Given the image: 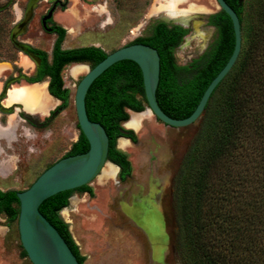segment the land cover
I'll use <instances>...</instances> for the list:
<instances>
[{
    "label": "trees",
    "instance_id": "16d2710c",
    "mask_svg": "<svg viewBox=\"0 0 264 264\" xmlns=\"http://www.w3.org/2000/svg\"><path fill=\"white\" fill-rule=\"evenodd\" d=\"M223 1L238 17L240 51L210 94L179 171L176 237L181 253L189 260L187 264H264V0ZM209 24L216 28L215 37L208 50L189 66H176L172 57V50L186 33L179 26L156 21L149 36L129 43H142L156 51L159 72L155 100L169 118L179 120L191 114L232 51L229 18L219 10L209 16ZM49 31L55 35L50 54L25 46L23 54L30 57L35 68L31 76L19 75L18 79L27 84L47 79V93L60 101L58 110L68 101L62 69L79 63H89L91 68L105 53L93 46L61 49L65 30L51 22ZM143 102L140 72L130 61L117 62L102 72L84 98L88 120L99 124L107 136L106 160L118 167L119 181L129 175L130 162L116 149V139L136 141L120 124L128 119L126 110L140 112ZM86 150L87 143L78 129L76 141L61 158ZM17 192L0 190V215L10 222L17 220ZM73 193L92 194L88 186L57 193L44 200L38 211L82 264L84 258L58 214Z\"/></svg>",
    "mask_w": 264,
    "mask_h": 264
},
{
    "label": "rangeland",
    "instance_id": "374dc122",
    "mask_svg": "<svg viewBox=\"0 0 264 264\" xmlns=\"http://www.w3.org/2000/svg\"><path fill=\"white\" fill-rule=\"evenodd\" d=\"M53 6L50 21L43 25L42 19ZM169 11L187 12L203 21L219 9L215 0H0V92L3 87L23 85L19 75L31 76L34 64L23 54L25 46L50 54L55 39L48 31L51 22L65 30L62 49L95 46L107 54L147 37L148 24L158 21L154 18L157 14ZM214 34L215 29L211 30L206 47ZM187 51L175 49L174 62L186 65L199 56L184 62L180 54ZM77 65H85V70L72 75ZM88 68L89 63H79L62 69V83L68 90L67 105L44 127L19 120L17 115L27 111L20 103H13L15 107L10 114L7 107L13 104L5 103L7 96L0 102V109L5 111H0L1 191L26 189L47 166L67 153L78 135L74 90ZM37 116L41 121L48 117L46 113ZM124 126V130L131 128L127 123ZM197 128L198 120L193 125L171 128L156 121L150 113L144 115L139 126L130 129L135 143L123 151L131 163L129 175L119 181V170L109 179L101 172L88 185L91 196L72 194L74 204L68 201V216L58 214L84 258L82 264L189 262L176 237L175 190ZM0 264H30L22 254L16 222L3 215H0Z\"/></svg>",
    "mask_w": 264,
    "mask_h": 264
},
{
    "label": "water",
    "instance_id": "95a60500",
    "mask_svg": "<svg viewBox=\"0 0 264 264\" xmlns=\"http://www.w3.org/2000/svg\"><path fill=\"white\" fill-rule=\"evenodd\" d=\"M215 2L218 9L229 18L233 33V47L227 61L206 86L194 110L186 118L179 120L169 118L158 107L155 100V89L158 81L159 58L156 51L149 46L129 44L105 53V57L93 67L88 68L80 78L75 86L73 105L77 127L87 143V150L82 154L56 160L45 168L26 189L15 194L18 202L16 220L18 240L30 264H78L62 237L39 213L38 207L44 200L57 193L88 186L100 174L106 163L112 164L106 160L107 136L99 124L88 120L84 107L87 89L102 72L120 61H130L137 66L141 76L143 104L146 107L135 114L140 115L148 111L155 120L171 128L193 125L200 118L210 94L235 63L241 44L237 15L223 0H215ZM54 8L55 6L42 19L43 25L51 18ZM189 16L190 28H192L193 22L197 21L199 16L193 14ZM157 20L168 26L183 28L188 26L187 23L186 26H182L158 18ZM21 117L32 126L40 127L37 118L32 114H22ZM115 167L118 169L117 166Z\"/></svg>",
    "mask_w": 264,
    "mask_h": 264
},
{
    "label": "bare ground",
    "instance_id": "6f19581e",
    "mask_svg": "<svg viewBox=\"0 0 264 264\" xmlns=\"http://www.w3.org/2000/svg\"><path fill=\"white\" fill-rule=\"evenodd\" d=\"M154 18L162 19V20L169 21L171 23L179 24L182 26H186V23L188 25L190 24L189 23L190 16H189V13L187 12L185 13H174V11H169L167 13L162 12V13L157 14ZM201 26H202L201 22L194 21L192 24L193 31L198 32L199 27ZM194 38L195 37L186 39L184 43L179 47V51H182L184 48L190 46L191 39H194ZM84 70H85L84 66L82 67L80 65H77L76 67L72 69V75L79 74L83 72ZM26 85L27 84H23L21 86H13L8 91V95H7L5 103L8 105L13 104V103H20L24 107V109L29 111L30 113L44 115L46 113L47 108L54 101L46 93V82L32 84L29 86H26ZM144 115H149V112L146 111L144 114H140V115L131 113V118L127 122L128 127H131V128L138 127L141 120L144 119ZM9 133L6 132V134H9ZM129 146H130V143L128 140H125V139L118 140V148L120 150L125 151L129 148ZM116 171L117 169L115 166H113L112 164L106 163L101 169L100 174L102 172L104 175V178L109 179V178L115 177Z\"/></svg>",
    "mask_w": 264,
    "mask_h": 264
},
{
    "label": "flooded vegetation",
    "instance_id": "af4514ba",
    "mask_svg": "<svg viewBox=\"0 0 264 264\" xmlns=\"http://www.w3.org/2000/svg\"><path fill=\"white\" fill-rule=\"evenodd\" d=\"M212 15V14H211ZM209 16L210 15H207V16H205L204 17V19L205 20H201L200 18H198V19H196L198 22H201L202 23V26L201 27H199V30H198V32H196V31H193V28H190V24L187 26V27H181L182 29H184V30H186V33L182 36V38H181V42L179 43V45L177 46V47H175L173 50H172V57H173V51L176 49V51H179V47L184 43V41L186 40V39H190L191 37H195L194 39H191V45L190 46H188V47H186V48H184L182 51H184V50H188L187 52H185V53H181L180 55V57H181V60L182 61H184V62H186L189 58H193V57H195V56H197V55H199L198 57H200L205 51H207L208 50V48H209V46H210V44L212 43V41H213V39H214V37H215V34H216V28L214 27V26H212L211 24H209ZM50 19H48L47 21H49ZM47 21H45V22H47ZM154 22H156V21H153V22H151V23H149L148 24V27H147V29H148V32H149V35H150V31H151V25L154 23ZM59 26V25H58ZM171 26V25H170ZM61 27V26H60ZM213 29H215V34H214V37L212 38V40H211V42L208 44V46L206 47V44L208 43V41H209V39H210V36H211V30H213ZM50 30V28H48V31ZM50 32V31H49ZM148 35V36H149ZM190 37V38H189ZM63 43V42H62ZM61 43V44H62ZM134 44H142V43H134ZM127 45H129V44H127ZM142 45H144V44H142ZM93 47H95V46H93ZM62 49V48H61ZM72 49V48H71ZM64 50H67V49H64ZM182 51H180V52H182ZM198 57H195V58H193L192 60H190L189 61V63L188 64H186V65H184V64H180V65H178V64H176L175 62H174V64L176 65V66H180V67H183V65L184 66H189L191 63H192V61L193 60H195V59H197ZM34 64V63H33ZM34 68H35V64H34ZM33 68V69H34ZM33 72H34V70H33ZM32 72V73H33ZM47 80V79H46ZM27 85H29V84H27ZM13 86H21V85H11V86H8V88L7 89H5L2 93L0 92V95H1V98H0V100H2L1 102H3L4 100H5V98H6V96H7V92H8V90H10ZM64 87V86H63ZM66 89V88H65ZM2 96H3V99H2ZM137 98H140V97H137ZM143 104V103H142ZM4 105V104H3ZM143 105H145V104H143ZM59 106V105H58ZM58 106H56L53 110H51L47 115H48V117L47 118H44L42 121L41 120H39V118H38V114H33V113H29V112H27V111H23V112H21V113H19L18 115H17V117L19 118V120H21V121H24V122H27V121H25L22 117H21V115L22 114H32L33 115V117H35V118H37V120H38V123L40 124V127H44V126H46L51 120H52V118L55 116V114H57L58 112H59V110H61V109H58V110H56V108L58 107ZM4 107H6V106H4ZM15 107V104H13V105H11V106H9V107H7V108H9V109H11L10 111H12V109ZM142 111H143V109H142ZM52 112V114H50ZM128 112H132V111H129V110H126V113H128ZM141 112V111H140ZM132 113H138V112H132ZM10 114H12V112L10 113ZM9 114V115H10ZM128 118L130 119L131 118V113L129 114V116H128ZM129 119H127V121H125V122H123V127H125L124 126V124H126L128 121H129ZM157 121V120H156ZM28 123V122H27ZM28 124H30V123H28ZM31 125V124H30ZM130 131V130H129ZM77 139V138H76ZM118 139V138H117ZM116 139V143H115V147H116V149H117V143H118V140L119 139H123V138H119L118 140ZM125 140H126V138H125ZM131 143V142H130ZM132 144V143H131ZM119 149V148H118ZM120 150V149H119ZM122 151V150H121ZM123 152V151H122ZM130 162V161H129ZM130 165H131V163H130ZM132 169V168H131ZM119 170V169H118ZM132 172V171H131ZM69 199V198H68Z\"/></svg>",
    "mask_w": 264,
    "mask_h": 264
},
{
    "label": "crops",
    "instance_id": "0c3cea01",
    "mask_svg": "<svg viewBox=\"0 0 264 264\" xmlns=\"http://www.w3.org/2000/svg\"><path fill=\"white\" fill-rule=\"evenodd\" d=\"M64 43V42H63ZM78 48V47H77ZM34 70V69H33ZM44 81V80H43ZM45 82H46V87H47V80H45ZM23 84H27V83H23ZM33 84H37V83H33ZM29 85H32V84H29ZM29 85H26V86H29ZM0 89H1V85H0ZM46 93H47V89H46ZM47 95H49L48 93H47ZM50 96V95H49ZM51 97V96H50ZM55 102H52V104L47 108V110H46V114H48L51 110H53L55 107H56V105L58 104V105H60V101H58V100H56V99H54L53 97H51ZM2 99H3V96H2ZM2 100H0V102H1ZM2 105V104H1ZM57 105V106H58ZM8 109V108H7ZM130 113H132V112H128V116H129V114ZM129 130L131 129V128H128ZM131 131H132V129H131ZM119 139V138H118ZM117 139V140H118ZM123 139H125V138H123ZM126 140H128V139H126ZM76 141V140H75ZM74 141V142H75ZM129 141V140H128ZM73 142V143H74ZM129 143H130V141H129ZM131 144V143H130ZM118 149V148H117ZM117 169V168H116ZM117 171H118V169H117ZM117 171H116V174H117ZM68 201H69V204L70 205H73L74 204V197H73V195H71L70 197H69V199H68ZM64 211V212H63ZM60 215L62 216V217H64V218H66L67 216H68V210H67V207H65L61 212H60ZM69 230H70V228H69Z\"/></svg>",
    "mask_w": 264,
    "mask_h": 264
}]
</instances>
